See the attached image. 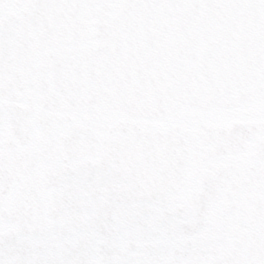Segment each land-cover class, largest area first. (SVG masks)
<instances>
[{
    "label": "snow or ice",
    "instance_id": "1",
    "mask_svg": "<svg viewBox=\"0 0 264 264\" xmlns=\"http://www.w3.org/2000/svg\"><path fill=\"white\" fill-rule=\"evenodd\" d=\"M0 264H264V0H0Z\"/></svg>",
    "mask_w": 264,
    "mask_h": 264
}]
</instances>
